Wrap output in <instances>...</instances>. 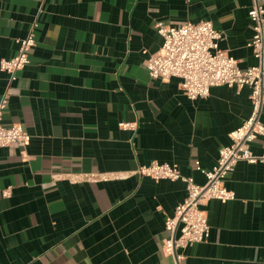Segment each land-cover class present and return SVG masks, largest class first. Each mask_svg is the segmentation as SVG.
I'll return each instance as SVG.
<instances>
[{
  "label": "crops",
  "instance_id": "obj_1",
  "mask_svg": "<svg viewBox=\"0 0 264 264\" xmlns=\"http://www.w3.org/2000/svg\"><path fill=\"white\" fill-rule=\"evenodd\" d=\"M252 0H0V59H12L34 24L30 64L9 89L7 128L28 146L0 149V264H172L166 222L184 183L136 175L153 163L206 183L231 134L252 113L251 89L213 88L189 100L180 80L147 69L163 39L156 26L209 21L241 70L258 65L249 43ZM264 125V108L261 114ZM137 124L129 131L120 124ZM264 138L252 145L261 155ZM103 174L101 182L68 175ZM234 201H211V236L181 264H264V163H240L226 182ZM8 192L4 197L3 193Z\"/></svg>",
  "mask_w": 264,
  "mask_h": 264
},
{
  "label": "built area",
  "instance_id": "obj_2",
  "mask_svg": "<svg viewBox=\"0 0 264 264\" xmlns=\"http://www.w3.org/2000/svg\"><path fill=\"white\" fill-rule=\"evenodd\" d=\"M249 17L253 25V38L249 43L258 65L241 70L238 62L220 49L222 34L215 30L209 21L187 23L178 27L157 25L156 29L163 39L161 50L153 55L147 69L153 80L168 82L180 80V91L191 101L206 99L213 88L249 87L252 113L243 125L231 134V144L219 152V158L209 172H205L206 183L198 185L194 179L181 174L177 166L153 163L138 169L136 175L154 181H180L185 184L188 196L179 204L173 217L166 222L169 238L163 250L172 257V264H181L183 256L178 250L207 242L211 236L207 205L211 201L228 203L236 195L230 191L226 182L240 163H264V150L261 155L252 152V145L264 138V125L261 114L264 108V0H252ZM34 24L28 35L17 41L19 50L12 59H0V70L9 77L10 85L17 80V74L30 64V53L36 46ZM9 89L0 100V149L13 144L26 147L31 137L21 124L10 128L3 125L4 113L9 102ZM124 130L135 131L137 124H120ZM74 183L107 181L103 174L68 175ZM4 197L8 192L3 193Z\"/></svg>",
  "mask_w": 264,
  "mask_h": 264
}]
</instances>
